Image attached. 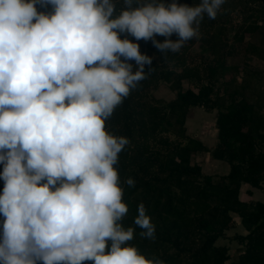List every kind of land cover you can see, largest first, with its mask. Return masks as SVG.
I'll return each mask as SVG.
<instances>
[{
  "label": "clouds",
  "instance_id": "1",
  "mask_svg": "<svg viewBox=\"0 0 264 264\" xmlns=\"http://www.w3.org/2000/svg\"><path fill=\"white\" fill-rule=\"evenodd\" d=\"M224 2L123 0L114 15V0H0V264H165L120 223L114 165L129 141L105 121L153 59L120 34L178 52ZM133 223L155 238L142 202Z\"/></svg>",
  "mask_w": 264,
  "mask_h": 264
},
{
  "label": "trees",
  "instance_id": "2",
  "mask_svg": "<svg viewBox=\"0 0 264 264\" xmlns=\"http://www.w3.org/2000/svg\"><path fill=\"white\" fill-rule=\"evenodd\" d=\"M114 2V15H118L123 0ZM169 2L164 0L166 5ZM177 3L196 5L199 0ZM36 7L38 11L51 10L46 4ZM234 9L244 18L236 29L229 27ZM259 18L264 20V0H225L214 19L205 15L200 20L198 39L186 41L178 52L166 50L163 54L151 39L136 41L128 33L120 34L121 39L127 37L138 43L142 54L153 57L152 64L145 65V78L105 121L107 132L129 141L114 165L123 190L122 201L128 207L120 223L124 228H133V239L127 243L146 258H159L165 264H264V201L240 199L243 183L258 187L264 182V113L246 98L238 99L234 89L228 90V72L234 66L230 57L247 50L256 53L250 37H264V28L258 29L264 27ZM168 38L177 37L172 34ZM155 39L162 42L165 37ZM199 42L202 53L195 55L192 46ZM166 61L173 63L168 66ZM128 62L135 71V61ZM185 79L194 83L197 91L185 89ZM161 81L170 83L176 91L175 99L166 102L154 96L152 89ZM220 81L221 88L216 90H222V94L213 98ZM200 107L217 110L219 132L214 148L186 132L187 114ZM199 152L229 162V173L204 174L203 167L192 160ZM128 177L133 178L134 185L124 183ZM3 185L0 180V191ZM141 202L155 226L154 239L142 237L143 229L133 223ZM234 214L241 218L248 233L234 236L243 250L237 261L228 262L229 247L219 241L236 225Z\"/></svg>",
  "mask_w": 264,
  "mask_h": 264
},
{
  "label": "crops",
  "instance_id": "3",
  "mask_svg": "<svg viewBox=\"0 0 264 264\" xmlns=\"http://www.w3.org/2000/svg\"><path fill=\"white\" fill-rule=\"evenodd\" d=\"M260 23V22H259ZM258 23V24H259ZM260 25H264L263 23H260ZM262 27H259L258 29H261ZM257 34H254V36H251L250 38H253V42L256 45V53L251 50H247V52L242 53L240 55L232 56L230 57V63H232L234 66H230L232 68L233 73L228 74L229 78L231 80V89H234L238 93V99L239 98H246L249 102L254 103L255 105L258 104L259 100L264 98V81H262V72L264 69V37L263 36H255ZM253 43V44H254ZM262 50V51H259ZM245 71H250L252 74L245 75ZM240 75H243L244 78L242 81H238L236 79L239 78ZM238 76V78L236 77ZM254 78L256 79L257 85L253 81ZM261 88V89H260ZM260 89V90H259ZM246 90H248L246 92ZM263 96V97H260ZM196 109V108H195ZM194 110V109H192ZM262 112L264 113V108L262 109ZM201 133H196L191 136H196L197 138L201 139L205 145L209 146L210 148H214L216 146V143L218 141V138H213L211 140V137L205 135H200ZM218 137V136H217ZM204 139L208 140L211 143H207V141H204ZM193 162H197L199 165H201L203 168L205 166H208L209 170H211V173L208 174H220L221 171L224 169L223 174H227L230 171V164L227 161L215 159L212 157L211 153L209 152H199L193 157ZM223 166V168H222ZM253 186L245 185L243 183V188L240 191V199L243 201L248 202H258V201H264V193H256L253 192ZM262 188V187H260ZM235 220L237 221L236 227L240 226L241 232H239L242 235H246L248 231L245 229L244 225L241 226V218L238 215H235ZM240 220V221H238Z\"/></svg>",
  "mask_w": 264,
  "mask_h": 264
},
{
  "label": "rangeland",
  "instance_id": "4",
  "mask_svg": "<svg viewBox=\"0 0 264 264\" xmlns=\"http://www.w3.org/2000/svg\"><path fill=\"white\" fill-rule=\"evenodd\" d=\"M231 15L233 17V21L231 23L232 25H229V27H233V28L236 29L237 26L240 23L243 22V19H244L243 18V14L239 10L234 9L231 12ZM258 21L260 23L264 24V20L262 18H259ZM252 22H254V21L252 20ZM263 28L264 27H262L261 30H263ZM263 32H264V30H263ZM232 33H234V31H232ZM232 33H230L229 35L231 36ZM198 38H196V39H198ZM199 44H200V42L196 43V44H194L192 46L193 51H195V55H198L199 53H202L201 47L199 46ZM259 51H262V50H259ZM166 62H167L168 66H170L171 63H173L171 61H166ZM176 69L178 71L181 70V68L179 66H177ZM262 70H263V72H262V75H263L262 81H264V69H262ZM230 73H233V70H230L228 72V74H230ZM248 74H252V73H250V71L249 72L245 71V75H248ZM236 77L238 78V76H236ZM243 78H244V76L240 75L239 78L236 79V80L242 81ZM182 83H183L182 86L185 89H187V88H195V91H197V88H196L195 84L190 82L189 80L185 79V80L182 81ZM221 83H222L221 81H220V83H217L216 88L214 90V93L212 95L213 98L216 97L219 94L220 95L222 94V90H219V91L216 90V89L221 88ZM254 83L257 85L255 78H254V81H253V85H254ZM229 86H231V85H229ZM230 88L231 87H229L228 89H230ZM247 91L248 90H246V92ZM152 93L154 94V96L156 98L164 99L166 102H168V101H170L172 99H175V97H176V91L172 90L170 83L166 82V81H161L157 88L152 89ZM260 97H263V96H260ZM229 99H230V97L228 96L227 97L228 102H229ZM254 107L256 109H258V110L259 109L262 110L264 108V98L260 99L258 104L256 106H254ZM190 113L191 114H187V119H186V128H187L186 132L189 135H194L196 133H201L200 135H205V137H207V136L211 137V140L214 137L217 138L219 130H218L217 126H216V120H217V116H218V113H217L216 109L213 110V111H208L205 108L200 107V108H196L194 110H191ZM194 137H196V136H194ZM204 141H207V143H211V142H209L206 139H204ZM222 168H223V166H222ZM202 169H203L204 174L211 173V170H209L208 166H205V168H202ZM220 173H221V175H223L224 169ZM218 175H220V174H218ZM260 187H262V188H260ZM253 192H256V193H259V194L260 193H264V182H262L260 184V186L254 187L253 188ZM238 221H240V220H238ZM240 225L243 226L242 223H240ZM240 228H241L240 226H237V227H236V225L233 226L232 228H230L229 230L226 231V236L227 237H225V238H223V239H221L219 241V243L221 242L223 244H226L229 247L228 254L230 255V259L228 260V262L237 261L238 257H239V254L243 250V248L240 246L238 240L234 238V236L239 235L238 233L241 232ZM231 238H233V239H231ZM217 243H218V241H217Z\"/></svg>",
  "mask_w": 264,
  "mask_h": 264
}]
</instances>
